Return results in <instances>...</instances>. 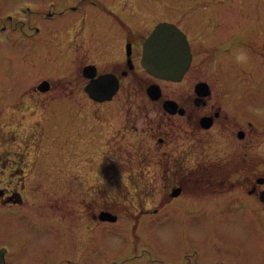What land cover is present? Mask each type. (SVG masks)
I'll use <instances>...</instances> for the list:
<instances>
[{"label": "rangeland", "instance_id": "rangeland-1", "mask_svg": "<svg viewBox=\"0 0 264 264\" xmlns=\"http://www.w3.org/2000/svg\"><path fill=\"white\" fill-rule=\"evenodd\" d=\"M103 9L142 36L161 21L180 25L196 46L186 79L159 81L156 101L145 93L156 80L137 71L130 105L125 93L90 102L81 65L94 60L103 69L110 62L90 51L103 36L97 27L106 26ZM108 23L114 45L120 27ZM257 28L264 34V0H0V155H20L24 167L21 180L0 175V186L22 191L16 218L26 212L28 221L36 219L31 200L40 191L43 200L67 201L72 213L66 220L71 252L50 236L35 248L36 233L14 241L1 214L0 246L11 248L5 264H64V258L67 264H264V203L248 193L264 177V91L244 85L243 95H233L232 84L252 78L255 63L227 52L228 31ZM261 49L264 54V42ZM43 80L50 89L35 93ZM195 80L206 81L210 98L227 111L209 131L198 129L199 142L188 118L162 108L171 98L188 116ZM131 114L135 121L125 129ZM247 121L256 128L245 142L236 130L250 127ZM101 210L116 221H99Z\"/></svg>", "mask_w": 264, "mask_h": 264}, {"label": "flooded vegetation", "instance_id": "flooded-vegetation-1", "mask_svg": "<svg viewBox=\"0 0 264 264\" xmlns=\"http://www.w3.org/2000/svg\"><path fill=\"white\" fill-rule=\"evenodd\" d=\"M89 2L91 6L93 5L99 6L94 1H89ZM71 9L78 10L75 5L71 6ZM103 10L106 12L105 14H103L106 17V22H104L106 26L103 27L102 24L97 25V27L100 30L99 33H101L103 36H101V40H98L96 44H93V46H91L90 51L93 54V56L96 57L95 59L99 60V59L105 58L106 62H109L107 61V59H109L110 62H109V65H107L103 69H101L100 66L94 60L81 65V68H82L81 73H82L83 78L85 79L84 85L82 87V91L84 92V94L86 95L87 99H89L90 102L102 104V103L114 100L115 97L116 98L119 97V94L121 93L123 94L125 93L124 96L126 97L123 96L124 104L130 105L132 101V97H134V94H135L133 83L135 82L137 71H142L146 73L149 77H151L153 80H156V81H150L145 88L146 95L152 98L148 93V88L153 84L158 86L160 95L157 98L151 99V100H156V101L159 100L162 96L161 87L158 84L159 81H166L170 83H176V82L182 83L186 79V77L190 73V70L193 67L194 60L196 58V53H195L196 46L194 45L195 42L192 41V38L189 35V33L186 32L180 25H178L177 23H174L181 29V31L186 36L187 43H188L189 50H190V56H191L189 66L183 73L181 80L179 81L163 80V79L156 78L150 75L149 73H147L141 65V58L143 54V42L145 38L153 30L154 27L152 28L151 31L144 34L143 36L142 34H139V33L135 34L130 30L128 23L122 19L121 15L115 14L105 9ZM112 21H116L117 25L120 27V31L118 30L119 33L115 32L116 36L114 39L115 40L114 45H112L110 41L108 40V38H110V33L112 32L108 30L110 28L108 22H112ZM29 26H32V25L28 23V27ZM214 26H216V24ZM260 30L261 29H258V28L254 29V33H251V32L248 33L247 30L228 31L230 32L229 35L230 34L232 35V38L229 39V46L227 47V52L230 53L233 57H235V54L237 55L243 54L245 56L244 60H248L249 62L253 60V63H255L252 68V71L248 73L250 77L252 78H246L244 80L241 79L240 82H237L236 86L240 85V90H238V88H236V86L233 85L234 83L232 84L233 86L232 91L234 93L233 95H235L236 97H240V95H243L244 85L245 86L248 85L250 89H255L258 92L264 91V72L262 71L263 65H264V54L261 49L262 42H264V39H263L264 34L263 32L260 33ZM35 31L38 32L39 28L36 27ZM68 32L70 31L68 30ZM212 35L213 33H211L209 37L212 38ZM261 38L263 39V41L261 40ZM227 40L228 39H226V41ZM253 47L254 48L257 47L259 50L257 49L255 50ZM254 55H256L255 58L253 57ZM87 66H93L94 68L93 72L95 70L94 77H97L98 75H107L108 77L106 78V82L108 84H111L112 81L117 80L118 87L115 93L110 98V100L97 102V101L92 100L88 96V94L85 92L84 87L90 80L89 74L85 75V73L86 74L88 73L87 71L85 72V68ZM126 78L128 79V81L124 83V80ZM251 80H253V83H252L253 86L249 85L250 84L249 81L251 82ZM199 82H205L207 86V88L204 89L206 93L204 95L200 94L198 91L199 89H201L200 87L197 86ZM34 89H35L34 90L35 93L40 92L37 89L36 85ZM49 89L50 87L48 88V90ZM191 92L194 95L193 98H191L193 101V106H191L192 108L188 116L186 113V109L183 106L179 107L176 105L175 113H172L171 111H169V109L166 108L165 104H167V101H174L171 98H164L162 100V108L166 113L172 114V116L176 115L182 118L185 117L186 120L188 118L187 121H190L191 123L186 122V121H184V123L188 124L192 134L197 138L196 141L198 140L197 142H199L200 135L198 134L199 133L198 129L204 132L209 131L210 129L214 127L216 123H218V121L221 120L222 117L227 116L226 114L227 111L223 112L221 102L219 103L218 101H215V99L210 98L212 91H211L209 84L206 81L195 80L193 82L191 89L187 92V95L190 94ZM175 103L177 104V101ZM236 104L240 106V104L237 103V101H236ZM200 106L203 107L204 112L201 115H198L199 112L195 108L200 107ZM179 108L183 109L182 113L178 112ZM203 120H206V121H203ZM134 121L135 119L133 117V114L128 115V119L125 121V123L127 124V126L125 125V129H127V127L130 128L131 127L130 124H132ZM247 123L251 125V122L247 121ZM253 127L256 128V125L252 124L247 129L238 128L236 130V136L239 139H242L243 141L245 140L246 142L247 139L245 138L246 136L249 137V135L253 132L252 130ZM254 133H256V131ZM158 134H160V137H158V142L162 143L165 140V138L161 136V133H158ZM248 139L251 140L252 136H250ZM22 166H23L22 156L20 155H0V175L10 174L11 176H17L21 180L24 175L23 174L24 167ZM65 181H68L67 173H66ZM255 182L257 185L261 186V188L257 189L256 185H253L248 190V193L250 195H254V197H256V195L253 193L255 192L258 193V198L261 200V193L264 192V187H262L264 185V177L262 176L257 177L255 179ZM37 186L40 187L41 183H40V186L39 184ZM178 187L181 189V186H176L173 189L178 188ZM38 193H40L39 197L37 196L36 198L35 196V198L31 200L34 206L36 205L38 206V208L34 211L36 215V219L34 221H28L27 216H26L28 214L26 212H22L21 215L16 218L17 206H22L24 203V195L22 191H19L17 188L14 189V186H9L6 184L0 186V207H1L0 215L1 214L4 215V220L1 219V224L3 223L5 226L4 227L2 224V226L4 227V233H6L7 235H12L14 237L13 238L14 241H20L22 239H25L28 235L32 233H36L38 238L35 244H33L35 248H37V245L39 243L38 241H44V239L50 236L52 239L56 241H58L59 239V243L63 246L61 248L63 252L65 251L64 247L66 244L69 248L68 252H71L72 247H71V244L69 243V238L67 237V234H68L67 229L71 230L72 229L71 225H69V227L67 226V229H66V220H68L72 214L70 204H68L67 201H50L52 199L43 200L42 199L44 197L43 191H40ZM261 201L264 203V199H262ZM84 209H85V206L81 205L79 208L78 214L81 219L86 220V214L84 213ZM24 227L27 229H30V231L22 230V228ZM20 229L22 231H20ZM61 241H64V243H62ZM67 241L68 243H66ZM54 245H55L54 250L58 254H60V252H58L60 251L58 248L59 247L58 243H57V246L56 244ZM6 248H7V251L11 249L7 246ZM67 259L68 258H64L61 260V262L63 261L64 264H67L66 262ZM5 263H6V259L4 261V264Z\"/></svg>", "mask_w": 264, "mask_h": 264}, {"label": "water", "instance_id": "water-1", "mask_svg": "<svg viewBox=\"0 0 264 264\" xmlns=\"http://www.w3.org/2000/svg\"><path fill=\"white\" fill-rule=\"evenodd\" d=\"M190 58V50L185 34L176 24L161 21L155 25L143 43L141 65L147 73L156 78L179 81L189 66ZM93 69V66L85 68V72H88L87 74L84 72L85 75L89 74V77H91L85 86V91L95 101L110 99L118 87L117 80L108 84L105 81L106 75L93 78L95 74ZM197 86L201 88L198 90L200 94H206L204 90L207 88L205 82H199ZM37 87L41 91H45L49 88V83L44 80ZM148 93L152 98H157L160 95L158 86L151 85L148 88ZM165 105L172 113L176 112L177 104L174 101H167ZM178 112L182 113L183 109L179 108ZM179 192L180 188L178 187L173 190L172 194L177 195ZM261 198L264 199V192L261 193ZM98 218L103 221H115L117 217L110 212L101 211ZM4 253L5 249L1 248L0 264H4Z\"/></svg>", "mask_w": 264, "mask_h": 264}, {"label": "clouds", "instance_id": "clouds-1", "mask_svg": "<svg viewBox=\"0 0 264 264\" xmlns=\"http://www.w3.org/2000/svg\"><path fill=\"white\" fill-rule=\"evenodd\" d=\"M244 59H245V56L243 54H239L237 56V61L238 62L241 61V60H244ZM111 243H113V244H119V240L116 239V238H113L112 241H111Z\"/></svg>", "mask_w": 264, "mask_h": 264}]
</instances>
